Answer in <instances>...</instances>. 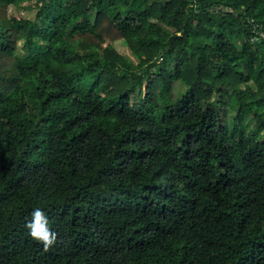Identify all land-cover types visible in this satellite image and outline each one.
Masks as SVG:
<instances>
[{
  "label": "trees",
  "instance_id": "1",
  "mask_svg": "<svg viewBox=\"0 0 264 264\" xmlns=\"http://www.w3.org/2000/svg\"><path fill=\"white\" fill-rule=\"evenodd\" d=\"M262 34L264 0H0V264H264Z\"/></svg>",
  "mask_w": 264,
  "mask_h": 264
},
{
  "label": "clouds",
  "instance_id": "2",
  "mask_svg": "<svg viewBox=\"0 0 264 264\" xmlns=\"http://www.w3.org/2000/svg\"><path fill=\"white\" fill-rule=\"evenodd\" d=\"M29 216L30 219L25 224L28 235L42 243L45 248L53 245L56 242L57 233L50 227L48 216L44 209L39 206L33 207Z\"/></svg>",
  "mask_w": 264,
  "mask_h": 264
},
{
  "label": "rangeland",
  "instance_id": "3",
  "mask_svg": "<svg viewBox=\"0 0 264 264\" xmlns=\"http://www.w3.org/2000/svg\"><path fill=\"white\" fill-rule=\"evenodd\" d=\"M237 43H239V42L237 41ZM113 46L126 56L128 62L137 63V59L133 55H131L130 53L127 52V49L124 46V44L122 43V41H119V40L115 41L113 43ZM185 88H186V86L183 85V83L181 81H174L172 83V86H171V92H170L171 97L174 99L176 97L181 96L183 94ZM227 116L229 118L232 117V111L230 109H228Z\"/></svg>",
  "mask_w": 264,
  "mask_h": 264
},
{
  "label": "built area",
  "instance_id": "4",
  "mask_svg": "<svg viewBox=\"0 0 264 264\" xmlns=\"http://www.w3.org/2000/svg\"><path fill=\"white\" fill-rule=\"evenodd\" d=\"M262 35H264V34H262Z\"/></svg>",
  "mask_w": 264,
  "mask_h": 264
}]
</instances>
